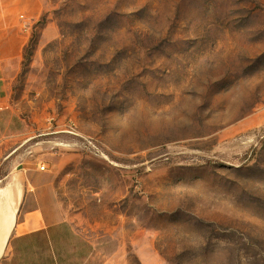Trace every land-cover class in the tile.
<instances>
[{
    "label": "rangeland",
    "instance_id": "rangeland-1",
    "mask_svg": "<svg viewBox=\"0 0 264 264\" xmlns=\"http://www.w3.org/2000/svg\"><path fill=\"white\" fill-rule=\"evenodd\" d=\"M0 57V174L75 231L17 259L264 264V0H0Z\"/></svg>",
    "mask_w": 264,
    "mask_h": 264
},
{
    "label": "crops",
    "instance_id": "crops-1",
    "mask_svg": "<svg viewBox=\"0 0 264 264\" xmlns=\"http://www.w3.org/2000/svg\"><path fill=\"white\" fill-rule=\"evenodd\" d=\"M9 78V64L0 57V108L7 102ZM18 182L14 174H0V183H3L0 185V264H30L29 259L15 257L17 255L15 246L19 245L18 238L42 232L46 234L49 244L53 245L58 237L56 229L65 227L71 234L75 233L74 226L66 219L52 222L38 214L35 221L30 222V212L23 214L20 210L23 191ZM34 214L37 215L36 212ZM58 260H60L58 254L54 252V264H58Z\"/></svg>",
    "mask_w": 264,
    "mask_h": 264
},
{
    "label": "built area",
    "instance_id": "built-area-1",
    "mask_svg": "<svg viewBox=\"0 0 264 264\" xmlns=\"http://www.w3.org/2000/svg\"><path fill=\"white\" fill-rule=\"evenodd\" d=\"M38 169H40V170H44V169H45V165H44V164H39V165H38Z\"/></svg>",
    "mask_w": 264,
    "mask_h": 264
}]
</instances>
